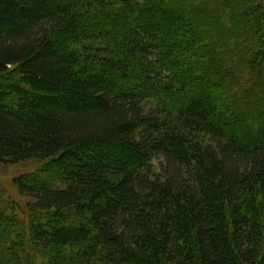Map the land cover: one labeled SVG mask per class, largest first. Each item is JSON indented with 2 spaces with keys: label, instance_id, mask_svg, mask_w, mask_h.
Returning a JSON list of instances; mask_svg holds the SVG:
<instances>
[{
  "label": "trees",
  "instance_id": "obj_1",
  "mask_svg": "<svg viewBox=\"0 0 264 264\" xmlns=\"http://www.w3.org/2000/svg\"><path fill=\"white\" fill-rule=\"evenodd\" d=\"M5 72L0 264H264V0H0Z\"/></svg>",
  "mask_w": 264,
  "mask_h": 264
},
{
  "label": "rangeland",
  "instance_id": "obj_2",
  "mask_svg": "<svg viewBox=\"0 0 264 264\" xmlns=\"http://www.w3.org/2000/svg\"><path fill=\"white\" fill-rule=\"evenodd\" d=\"M5 75L4 78L0 77L4 81L8 82L18 77L15 73H0V76ZM147 107H151L152 103L148 101L145 104ZM158 164V161L156 162ZM47 167V163L44 161L31 160L20 164H3L0 163V201H6L10 206L19 204L24 208V204L31 201V198L25 195H21L16 186L13 184L16 177L22 176L32 171H40L43 173ZM50 170H54L52 167ZM52 181L55 185H59V181L52 176ZM14 203V204H13ZM25 209V208H24ZM16 211V209H14ZM18 214L20 213L17 212ZM4 220L9 221L7 214H4Z\"/></svg>",
  "mask_w": 264,
  "mask_h": 264
}]
</instances>
